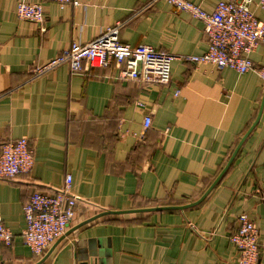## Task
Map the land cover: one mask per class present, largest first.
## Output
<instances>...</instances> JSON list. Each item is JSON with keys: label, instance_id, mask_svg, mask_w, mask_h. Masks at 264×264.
Wrapping results in <instances>:
<instances>
[{"label": "crops", "instance_id": "obj_1", "mask_svg": "<svg viewBox=\"0 0 264 264\" xmlns=\"http://www.w3.org/2000/svg\"><path fill=\"white\" fill-rule=\"evenodd\" d=\"M19 1L0 0V149L25 137L34 163L29 174L0 180V219L13 236L0 248V264H37L57 242L35 257L23 244L22 208L33 192L63 188L67 175L76 216L40 264H237L229 237L242 214L257 226L264 264L261 78L186 60L208 49L203 23L162 0H76L77 7L22 0L43 7L41 25L17 18ZM185 1L211 13L221 0ZM258 1L250 9L264 21ZM117 25L121 44L174 57L168 84L119 80L112 67L72 74L62 64L35 73L71 44ZM249 59L264 68V44ZM234 153L194 206L105 215L81 226L103 211L196 202Z\"/></svg>", "mask_w": 264, "mask_h": 264}, {"label": "built area", "instance_id": "obj_2", "mask_svg": "<svg viewBox=\"0 0 264 264\" xmlns=\"http://www.w3.org/2000/svg\"><path fill=\"white\" fill-rule=\"evenodd\" d=\"M56 4L79 6L76 0H50ZM178 10L189 13L203 23L208 49L200 56L185 58L195 64H210L217 70L230 69L242 75L255 72L264 82V68L256 67L249 55L264 44V21L255 17L250 6L253 0H221L211 13L185 0H162ZM264 12V0L257 2ZM18 19L41 25L43 7L19 1L15 7ZM119 25L106 29L87 44H71L49 64L35 69L41 74L56 66L66 64L72 74L88 73L91 69L117 70L123 81L166 85L170 81V64L174 57L158 52L146 45L131 47L119 42ZM179 95V90L174 96ZM143 129L151 125L150 116L143 118ZM34 163L33 149L28 139L6 142L0 149V180H10L29 174ZM71 176L67 175L63 188L53 193L33 192L22 208L25 229L24 246L35 257L42 256L56 241L64 236L75 219L78 198L70 192ZM264 205V188L260 191ZM239 227L229 237L239 257L237 264H258L262 248L258 243V229L245 214L238 217ZM12 233L0 219V248L12 242Z\"/></svg>", "mask_w": 264, "mask_h": 264}, {"label": "water", "instance_id": "obj_3", "mask_svg": "<svg viewBox=\"0 0 264 264\" xmlns=\"http://www.w3.org/2000/svg\"><path fill=\"white\" fill-rule=\"evenodd\" d=\"M243 140V139H242ZM242 140L240 141V143L242 142ZM240 145V144H239ZM238 145V146H239ZM237 151V149H236ZM235 151V153H236ZM235 153L233 154V156L231 157V159L229 160V162L227 163L226 167L222 170V172L219 174V176L214 180V182L211 184V186L208 188V190L203 194V196L197 200L196 202H193L191 204H188V205H184V206H169V207H156V208H151V209H137V210H130V211H123V212H112V211H103L101 212L100 214H97L96 216L88 219L87 221L83 222L81 224L82 225H85L87 223H90L94 220H96L97 218H100L102 216H105V215H113V214H124V213H134V212H140V211H146V212H150V211H163V210H184L188 207H191V206H194L198 203H200L206 196L207 194L212 190V188L217 184V182L219 181V179L221 178V176L224 174V172L226 171V169L228 168V166L230 165ZM62 238L59 239V241H57L50 249L49 251L47 252V254L43 257V259L41 260V262H38L37 264H40L42 263L50 254L51 252L53 251V249L57 246V244L60 242ZM90 250L92 252H94L93 250V247L90 248Z\"/></svg>", "mask_w": 264, "mask_h": 264}, {"label": "trees", "instance_id": "obj_4", "mask_svg": "<svg viewBox=\"0 0 264 264\" xmlns=\"http://www.w3.org/2000/svg\"><path fill=\"white\" fill-rule=\"evenodd\" d=\"M4 144H5V143H4ZM4 144H3V145H4ZM3 145H2V146H3ZM2 146H1V147H2ZM78 203H79V200H78V202H77V205H78Z\"/></svg>", "mask_w": 264, "mask_h": 264}]
</instances>
